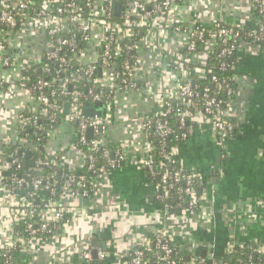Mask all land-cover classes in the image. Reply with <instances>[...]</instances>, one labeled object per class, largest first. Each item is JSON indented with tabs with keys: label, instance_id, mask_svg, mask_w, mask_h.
I'll list each match as a JSON object with an SVG mask.
<instances>
[{
	"label": "built area",
	"instance_id": "obj_1",
	"mask_svg": "<svg viewBox=\"0 0 264 264\" xmlns=\"http://www.w3.org/2000/svg\"><path fill=\"white\" fill-rule=\"evenodd\" d=\"M184 3V0H0L1 69L10 73L21 71L18 83L39 104V110L20 114L15 144L22 154L30 155L38 149V141L21 136L22 131L45 133L48 140L60 123L73 125V144L80 161L76 170L85 167L90 172L88 177L83 173L67 176L58 197L42 199L38 204L40 190L50 192L51 196L57 192L56 181L53 187L50 184L53 175L33 176L29 169L20 174L21 160L15 156L13 145L7 148V162L0 171V264H31L35 247L52 244L55 238L60 243L46 264H90L94 255L99 260L108 257L104 246L93 245L89 238L77 257L69 258L62 231L73 217L91 218L89 206L94 202L87 207L84 201L91 199L92 192L110 170L129 160L126 151L119 147L105 149L103 140L115 98L123 91L142 88L154 96V111L141 117L146 154L134 161L150 173L152 180L156 177L150 184L157 208L176 221L188 214L200 215L206 202L200 175L183 169L177 159L174 160L177 168L160 162L156 172L152 157L155 146L149 139V129L154 124L160 155H165V137L172 133L163 118L171 113L178 116L180 125L190 119L198 123V129L208 127L220 147L234 135L237 123L230 106L237 71L232 74V83L223 85L226 100H216L205 87L200 92L204 97L202 106L195 101L198 93L192 77L211 73L202 64L219 43V55L236 52L237 61L245 46L264 45L260 43L264 34V0H250L259 16L250 28L220 18L193 22L184 14ZM38 38L42 46H31V41ZM36 69L50 73L51 78L38 77L31 84L28 71ZM85 79L90 80L92 87L82 90L77 84ZM212 82L219 84L215 75ZM6 87L5 79L0 78V89ZM87 99L98 103L97 106L85 105ZM87 111L92 114L87 115ZM187 131L191 134L195 129L189 127ZM86 145L90 146V153L84 152ZM176 147L172 154L177 156ZM98 149L103 150L100 158L104 162L100 165L93 155ZM43 154L35 161L37 167L55 164L59 170L66 168L46 150ZM164 157L173 162L172 156ZM11 167L14 171L5 180L4 175ZM172 191L186 200L184 208L162 203L169 200ZM62 220V230L57 232L55 228ZM167 224L160 226L153 240L149 237L137 244L140 247H131L119 264H205L206 260L211 264H264V243L232 239L219 251L204 244L182 247L174 243V233ZM201 250H205V255L200 254Z\"/></svg>",
	"mask_w": 264,
	"mask_h": 264
},
{
	"label": "crops",
	"instance_id": "obj_2",
	"mask_svg": "<svg viewBox=\"0 0 264 264\" xmlns=\"http://www.w3.org/2000/svg\"><path fill=\"white\" fill-rule=\"evenodd\" d=\"M184 2V14L193 22L220 18L248 26L259 19L250 0ZM30 44L42 46L39 38ZM236 69L238 81L230 106L237 123L234 135L220 147L216 135L203 126L175 150L180 166L198 173L204 183L206 202L201 213L185 215L186 220L176 221L159 211L153 186L134 161L146 154L141 117L154 111V96L142 88L117 94L103 140L126 151L129 160L110 170L91 199L84 201L87 207L94 202L89 206L91 218L73 217L64 225L69 258L75 259L89 238L96 245L99 238L108 254L107 264H119L131 247L153 236L164 222L174 233V243L182 247L204 244L219 251L232 239L264 243V45L245 46ZM21 75L0 66V78L7 86L0 89V171L7 162V148L17 142L20 114L39 110L36 98L18 83ZM74 138L73 125L60 123L44 149L61 165L77 169ZM59 243L55 238L52 244L35 247L38 264H46Z\"/></svg>",
	"mask_w": 264,
	"mask_h": 264
},
{
	"label": "trees",
	"instance_id": "obj_3",
	"mask_svg": "<svg viewBox=\"0 0 264 264\" xmlns=\"http://www.w3.org/2000/svg\"><path fill=\"white\" fill-rule=\"evenodd\" d=\"M263 15V14H262ZM254 25H249L247 26L248 28L252 27ZM261 44H264V34L262 36V40L260 41ZM221 45V43H219L218 47L212 51V53L208 56L206 62L202 65H199V66H202V67H206V68H210L212 71L211 73H208V75L202 77V76H198V75H193L192 77V83L194 84V86L197 87V92L198 93L195 97V101L197 103V106H202L203 103H204V97L202 96L203 94L200 93L202 91L203 88L207 87L208 88V94L210 96H214L216 98V100H226L227 98V95L225 93V90L223 88V85L225 83L227 84H231L232 83V74L234 73V71H237L235 69L236 67V61H237V53L236 52H233V53H230V54H227L225 56H220L219 55V46ZM223 65V66H222ZM29 72V77L31 79V84L32 82L38 78V77H46V78H51L50 76V73H47L45 71H40L39 69H36L35 71H28ZM212 75H215L217 77V80L219 82V84L217 85L216 83L212 82ZM221 85V86H220ZM77 87L82 89V90H85L86 88L88 89L89 87H92V83L90 82V80H82L79 84H77ZM64 98H60V101H62ZM84 104L85 105H88L89 107L92 106V107H96L98 103H94L90 100H86L84 101ZM223 103H220V106H222ZM83 113H85V111H83ZM164 121H166V125H168L169 127H171L172 129V133L170 135H167L165 137V146L163 148L164 150V153L165 155H170L172 156L173 158V162H170L168 160L165 159V155H160L159 154V151L161 149V146L159 144V141L157 139V137L154 135V124L151 125V128L149 129V139L150 141L153 143V145L155 146V152L152 154V157L154 159V169L155 171L157 172V169L159 170L160 166L158 163L162 162L164 164H166L167 166H169L170 168H174V167H178L177 164L174 162V160H178V156L176 155H173L172 154V149L181 144V143H184L188 138H189V135L190 133H188V128L189 127H192V129H195V131L199 128V125L197 122H194L190 119H187L184 123V125H180L179 124V121H178V116L175 115L174 113H171L170 115L168 116H165L164 118ZM187 131V136L185 138L182 137V134L184 132ZM21 136H29L35 140L38 141V149L37 150H34V151H31L30 152V155H25V154H22V150L21 148L14 144L12 146V149L16 150L15 152V156H17L20 160H21V164H22V168L21 170L19 171L20 174L24 171V169H29L30 170V173L33 174V176H43V177H47V175H53V177L51 178V181H50V184L51 186L53 187L54 185V181H56L55 183V189H56V193L55 195H50V192H45V191H39V195L37 196V199H36V202L38 204H41L43 202L42 199L46 200V199H49V198H55V197H58L59 194H60V191H61V188H62V184H63V180L67 177V176H71V175H74V176H77L79 173H83L85 174L87 177L90 176V172L87 171V169L85 167H82L81 170H69V169H66V168H62L61 170H59V166L57 165H52L51 167H48V166H45V167H37L35 165V161L39 158V157H42L45 152L44 150V144L46 143L47 141V135L45 133H38L34 130H24L21 132ZM91 139V137H90ZM105 146V149H109L110 151L111 150H114V148H111L110 146L108 145H104ZM84 149V152L86 153H90V146L86 145L83 147ZM103 152L102 149H98L97 151H95L93 153L94 157L96 158V164L97 165H100L104 162V160L102 158H100V155L101 153ZM124 165V162L121 163L120 166H123ZM14 168L11 167L10 170L8 171V174H5L4 175V179L5 180H9L10 179V175L12 173V171ZM146 178H147V181L149 183L152 182H155L156 181V177L155 179H151L150 178V173L145 169L143 170ZM43 180H46V179H43ZM200 184H204L202 181H199ZM26 189V188H24ZM23 188H21V190L24 191ZM17 190V189H16ZM26 190H29V189H26ZM17 192H22V191H17ZM163 204L164 203H171L173 204L174 206H181L182 208H184L186 206V200L185 199H180L178 198V194L175 192V191H172L171 192V196L169 197V200H164L162 202ZM175 208H178V207H175ZM64 220L60 221L58 226L55 228V230L57 232H61L62 230V222ZM151 240L154 239V237H150ZM98 242H97V245H101L102 246V240L97 238ZM247 243H250L247 242ZM247 245V244H246ZM136 247H140V245H137ZM178 248V247H177ZM179 251V253H183L181 251L180 248L177 249ZM185 253V252H184ZM126 259V257H124L121 261V263H123V261ZM108 262V258L106 257L104 260H99L95 255L93 256L90 264H107ZM205 264H211L210 262H208V260H206Z\"/></svg>",
	"mask_w": 264,
	"mask_h": 264
},
{
	"label": "water",
	"instance_id": "obj_4",
	"mask_svg": "<svg viewBox=\"0 0 264 264\" xmlns=\"http://www.w3.org/2000/svg\"><path fill=\"white\" fill-rule=\"evenodd\" d=\"M118 11H119V3L116 4V13H118ZM90 114H92V113L89 112V111H87V115H90ZM88 134H89V137H90V136H91V131H89ZM27 155H28V154H27ZM177 213H180V211L178 210ZM95 242H96V240L93 239V240H92L93 245H95ZM200 254H201V255H205V250H201V251H200Z\"/></svg>",
	"mask_w": 264,
	"mask_h": 264
},
{
	"label": "rangeland",
	"instance_id": "obj_5",
	"mask_svg": "<svg viewBox=\"0 0 264 264\" xmlns=\"http://www.w3.org/2000/svg\"><path fill=\"white\" fill-rule=\"evenodd\" d=\"M38 262H40V260L37 261V258L33 255V261L31 264H38Z\"/></svg>",
	"mask_w": 264,
	"mask_h": 264
}]
</instances>
